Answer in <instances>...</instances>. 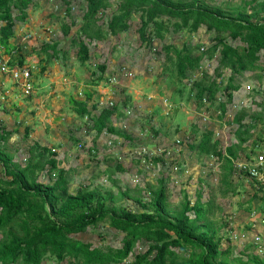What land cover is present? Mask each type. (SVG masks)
I'll list each match as a JSON object with an SVG mask.
<instances>
[{
  "label": "rangeland",
  "instance_id": "374dc122",
  "mask_svg": "<svg viewBox=\"0 0 264 264\" xmlns=\"http://www.w3.org/2000/svg\"><path fill=\"white\" fill-rule=\"evenodd\" d=\"M203 1L223 10L241 7L249 0ZM32 3L33 6L27 9L26 21L23 24L14 22V38L10 39V43L22 49L23 65L32 72L34 89L27 95L22 79L0 74V126L9 131L3 142L5 152L11 154L22 167L30 146L46 147L56 155L58 167L69 172V190L78 185L88 189L97 186L110 190L112 194L116 193V188L121 191L130 189L131 192L137 189L139 192L136 194L142 203L150 200L147 191L155 189L160 179L165 188L166 207L170 210L178 209L183 195L190 204L197 196L200 202L210 201L208 219L217 228L216 237L221 238L219 249L228 248L227 260H245L253 254L258 257L264 255V198L261 192H254L252 180L237 173L233 165L224 184L223 160L196 153L203 130L211 132V141H218L221 152L229 145L238 148L234 163L242 158L247 161L243 155L255 145L252 141L257 143L254 153L264 151V141L257 142L254 138L257 135L264 140V112L261 113V122H250L249 119V115L256 114L260 110L259 105L264 104V76L261 80L257 79L260 71L246 70L232 75L227 67L220 65L218 54L207 60L204 55L214 43V34L202 25L188 34L187 30L173 31L171 23L174 20H171L162 41L153 40L146 46L138 37L139 19L131 15L127 29L110 36L106 23L112 14L117 13L118 0H108L106 8L97 16L92 31L98 37L91 42L85 40L89 59L80 64L75 57L76 45L70 41L78 39L74 32L81 25L84 4L79 0H32ZM66 6L68 14H64ZM244 10L251 11L247 6ZM71 22L73 25L67 35H62L61 24L69 25ZM223 37L224 42L232 47L242 46L226 34ZM183 43L188 53L196 57L198 65L192 72H186L188 78L178 80L173 53L161 47L173 45L177 49ZM42 44H55L58 54L47 59L40 50ZM46 53L50 54L49 51ZM167 56L170 61L165 59ZM258 63L262 64L260 60ZM99 64L105 66L104 80L92 87L87 81L94 77L92 73H98L93 67ZM217 67L219 77L214 72ZM203 74L205 82L201 79ZM230 75V83L237 85L239 91H232L230 101L226 102L227 90L224 87ZM211 80L219 83L214 101L194 107L191 97L186 99L188 91H193L192 81L203 85ZM153 87L157 89L154 92L150 90ZM178 88L180 94L176 91ZM83 89L91 94L87 100L81 93ZM70 97L83 103L92 115L115 106L116 112L109 122L126 134L128 140L104 132L96 134L87 116L74 112L73 106L68 103ZM224 101L225 111L218 118L216 105ZM92 105H95L94 109ZM239 111L245 113L240 123L251 128L246 141L237 147L234 136L237 124L231 119ZM91 147L96 149L95 156L87 152ZM151 157H159L161 161L154 162ZM116 163L121 171L114 169ZM105 169L113 171L110 178L116 181V186H112L102 173ZM40 176L37 177L40 183L51 180L44 171ZM111 205L122 206L133 213L142 211L130 199H119ZM187 216L192 218V213H187ZM71 237L79 240L82 246L119 248L122 233L109 228L105 221ZM258 241L261 245L254 248V243ZM145 248L144 243H135L131 254L120 264H129L134 255L144 252ZM41 264L69 263L63 259L60 263L48 260Z\"/></svg>",
  "mask_w": 264,
  "mask_h": 264
},
{
  "label": "trees",
  "instance_id": "16d2710c",
  "mask_svg": "<svg viewBox=\"0 0 264 264\" xmlns=\"http://www.w3.org/2000/svg\"><path fill=\"white\" fill-rule=\"evenodd\" d=\"M107 1L79 0L84 4L80 17L81 25L74 32L78 39L70 42L76 45L75 57L80 64L89 59L86 42L98 37L92 27H95L94 23L101 10L106 8ZM118 1L117 13L112 14L106 23L110 36L125 31L131 15H136L139 19L138 37L146 46L153 40L162 41L163 34L167 32V24L171 20H174L171 23L173 31L187 30L188 34L195 32L202 25L206 31H212L214 34V43L206 49L204 55L207 60L218 54L220 65L227 67L232 75L256 70L260 71L258 80L264 76V2L249 0L243 2L241 7L222 10L219 6L207 5L203 0ZM31 5L33 6L32 0H0V55L6 56L9 67H24L22 49L17 44H11L10 39L14 38V22L23 24L28 15L27 9ZM246 6L250 8V12L244 10ZM68 12L69 8L66 6L64 14ZM72 25L73 22L69 25L61 24L62 35L66 36ZM225 34L233 41L238 40L242 46L238 48L226 44L223 39ZM54 47L55 44H42L40 50L48 59L53 54H58ZM161 48L173 53L178 80L188 78L186 72H192L198 65V60L188 53L185 43L177 49L173 45H163ZM48 51L50 54L46 53ZM165 59L170 61L168 56ZM25 68L32 77L30 69ZM93 69L98 75L92 73L94 77L87 81L92 87L104 80L105 66L99 64ZM214 72L219 77V67L215 68ZM201 79L205 82L204 74ZM231 80L230 75L224 87L227 90L226 102L230 101L231 92L238 89L237 85L230 83ZM218 84L213 80L203 85L192 81L193 91H188L186 99L191 97L194 107L206 101L212 103L219 89ZM30 85L31 90L26 92L27 95L34 89V83L31 82ZM176 91L181 93L179 88ZM81 93L85 100L91 96L88 90L83 89ZM226 102L217 103L218 118L224 113ZM68 103L73 106L77 115L87 116L96 134L104 132L128 140L126 134L115 129L109 122L116 112L115 106L104 108L97 115H92L83 103L74 101L71 97ZM125 105L127 106L126 102ZM259 107L260 110L256 114L249 115L250 122L262 121L264 104ZM91 108L94 109L95 105ZM244 117L245 113L239 111L231 119L237 124L234 133L237 147L246 141L248 129L251 128L240 123ZM7 135L9 131L0 126V264H41L42 261L48 260L60 263L63 259L69 264H120L131 254L137 242L146 245L145 251L135 254L129 264H264V255L258 257L255 254L249 255L245 260H227L228 248L219 249L221 238L216 237L217 228L208 219L211 211L210 201L200 202L197 196L190 204L183 195L178 209L170 210L166 207L165 188L160 179L155 189L147 191L150 196L147 203H142V199L136 194L139 192L137 189L131 192L130 189L121 191L116 188V193L112 194L110 190L97 186L88 189L87 186L78 185L69 190V172L63 167H58L56 155L51 149L30 146L26 163L20 167L11 154L4 150L3 142ZM210 136L209 130L201 132L196 153L202 156L213 155L223 160L222 175L225 184V177L232 172L231 160L236 159L238 148L229 145L221 152L218 141H211ZM254 138L257 142L264 141L261 136L255 135ZM251 143L257 145L254 141ZM254 146L250 147L248 154L243 155L244 158L251 157ZM189 148L192 149L191 146ZM87 152L92 156L97 153L93 147L88 148ZM151 160L161 161L159 157H151ZM114 169L120 170L118 163ZM43 171L51 179L45 184L37 180V177H42L40 174ZM112 172L109 169L102 171L112 186H116V181L110 178ZM256 191L261 192L264 198V191L260 186L257 189L254 187V192ZM119 199L134 201L142 211L133 213L122 206L111 205ZM189 212L192 213V218L187 216ZM105 221L109 228L122 233L119 248L100 249L90 244L82 246L79 240L71 237ZM258 246L259 243H254V247Z\"/></svg>",
  "mask_w": 264,
  "mask_h": 264
},
{
  "label": "built area",
  "instance_id": "2783aa9c",
  "mask_svg": "<svg viewBox=\"0 0 264 264\" xmlns=\"http://www.w3.org/2000/svg\"><path fill=\"white\" fill-rule=\"evenodd\" d=\"M7 61L6 56L3 57L0 55V73H7L14 79H22L23 82L21 84H23L25 92L30 91L29 70L24 67H9ZM252 159V162L242 161L238 162L235 166L238 171L246 173L251 179L264 188V153H258Z\"/></svg>",
  "mask_w": 264,
  "mask_h": 264
},
{
  "label": "clouds",
  "instance_id": "9594fccd",
  "mask_svg": "<svg viewBox=\"0 0 264 264\" xmlns=\"http://www.w3.org/2000/svg\"><path fill=\"white\" fill-rule=\"evenodd\" d=\"M25 68V67H24ZM1 75H4V74H7V73H0ZM7 75H9V74H7ZM10 76V75H9ZM31 79H32V77L30 76V83L32 82L31 81ZM15 84H18L17 82H15ZM258 153H264V151H260V152H256V153H254L253 155H251V157L249 158V160H247V161H251L252 162V158L256 155V154H258ZM243 161V158H242V160H237V162L236 163H234V161H231V164L234 166V168H235V170H236V172L237 173H240V174H243V176H245V177H247V178H249V179H251L246 173H243V172H241V171H238L237 170V168H236V164L238 163V162H242ZM245 161V160H244ZM253 182H255L253 179H251Z\"/></svg>",
  "mask_w": 264,
  "mask_h": 264
},
{
  "label": "crops",
  "instance_id": "0c3cea01",
  "mask_svg": "<svg viewBox=\"0 0 264 264\" xmlns=\"http://www.w3.org/2000/svg\"><path fill=\"white\" fill-rule=\"evenodd\" d=\"M150 90H153V92L154 91H156L157 89H156V87H153L152 89H150ZM236 92L237 91H239V89H237V90H235ZM159 92V91H158ZM246 159V158H245ZM244 160V159H243ZM247 160H249V159H247ZM231 161H234V160H231ZM241 175H243V174H241ZM253 182V181H252ZM253 184L255 185V188L257 189L258 188V186H260L261 187V189H262V191H264V188L260 185V184H258V183H256V182H253ZM257 244L259 243V246L261 245V241H258V242H256ZM258 246V247H259ZM255 248V247H254ZM257 248V247H256ZM260 254H262V253H260ZM259 255V254H258ZM260 256V255H259Z\"/></svg>",
  "mask_w": 264,
  "mask_h": 264
}]
</instances>
